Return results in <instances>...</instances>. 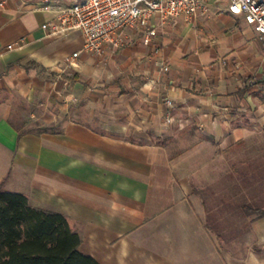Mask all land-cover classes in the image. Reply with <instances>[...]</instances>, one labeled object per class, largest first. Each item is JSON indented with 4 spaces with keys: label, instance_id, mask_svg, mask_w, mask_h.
Instances as JSON below:
<instances>
[{
    "label": "crops",
    "instance_id": "1",
    "mask_svg": "<svg viewBox=\"0 0 264 264\" xmlns=\"http://www.w3.org/2000/svg\"><path fill=\"white\" fill-rule=\"evenodd\" d=\"M46 1L0 0V191L64 215L101 264H197L168 246L171 221L204 228L191 184L263 133L264 41L227 3L207 0L206 15L153 18L150 46L126 29V46L99 57L79 32L42 29L85 0H49L50 11ZM74 53L66 87L55 68ZM250 233L259 253L245 245L239 260L211 264H264V233Z\"/></svg>",
    "mask_w": 264,
    "mask_h": 264
},
{
    "label": "rangeland",
    "instance_id": "2",
    "mask_svg": "<svg viewBox=\"0 0 264 264\" xmlns=\"http://www.w3.org/2000/svg\"><path fill=\"white\" fill-rule=\"evenodd\" d=\"M68 74H55V78L70 86L73 69ZM216 158V166H205L212 171L191 184L194 203L190 207L204 214L200 222L205 227L187 231L188 221L173 220V235L168 237L169 247L176 242L185 246L183 255L197 264L222 263L227 254L237 261L245 245L248 256L259 253L258 239L250 230L257 235L264 233V217L258 219L264 212V131L232 144ZM182 207L178 210H188L186 203Z\"/></svg>",
    "mask_w": 264,
    "mask_h": 264
},
{
    "label": "built area",
    "instance_id": "3",
    "mask_svg": "<svg viewBox=\"0 0 264 264\" xmlns=\"http://www.w3.org/2000/svg\"><path fill=\"white\" fill-rule=\"evenodd\" d=\"M222 1L227 3L229 13L243 17L246 24L264 41V0ZM52 7L47 0L42 9L50 11ZM208 12L206 0H85L62 8L54 19L42 25V29L49 36L79 32L84 38V52L105 57L109 50L126 46V29L141 31L143 45L150 46L155 37L151 26L153 18L162 21L190 19ZM24 44L25 40L22 39L9 45L8 49L22 47ZM79 54L74 53L57 65L56 74L60 77L77 67L75 60ZM66 86H69L68 82Z\"/></svg>",
    "mask_w": 264,
    "mask_h": 264
},
{
    "label": "trees",
    "instance_id": "4",
    "mask_svg": "<svg viewBox=\"0 0 264 264\" xmlns=\"http://www.w3.org/2000/svg\"><path fill=\"white\" fill-rule=\"evenodd\" d=\"M81 245L64 215L33 207L21 193L0 191V264H101Z\"/></svg>",
    "mask_w": 264,
    "mask_h": 264
}]
</instances>
